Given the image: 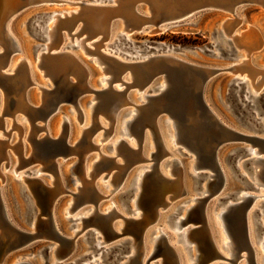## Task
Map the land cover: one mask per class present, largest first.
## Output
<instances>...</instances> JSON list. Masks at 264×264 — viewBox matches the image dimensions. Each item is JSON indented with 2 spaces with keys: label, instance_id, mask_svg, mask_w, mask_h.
Listing matches in <instances>:
<instances>
[{
  "label": "bare ground",
  "instance_id": "1",
  "mask_svg": "<svg viewBox=\"0 0 264 264\" xmlns=\"http://www.w3.org/2000/svg\"><path fill=\"white\" fill-rule=\"evenodd\" d=\"M29 1L32 3H35V2L37 3V2L48 1V0H29ZM109 1H110L109 3H117V2L121 3V8L118 10V14H117L118 19L116 21H111V30L109 31V34L105 39L106 41L108 39H112L115 37V34H116L114 33L115 26L118 23L117 21L121 20L122 22L119 28H121L122 30L119 32L120 34L118 36L119 41H117V46L121 50H118V49L114 50V52H112L113 53L112 55H115L119 59H123V60L133 59V60L148 61L152 57H156V56L158 57L159 56L157 55L158 53H165V52H156V53L146 55V56H143V54L134 55L135 52H127V50L129 49L128 44L130 43V40L128 38V35L125 33L126 31L127 32L136 31L137 30L136 28L138 26H141L142 30L149 29V28H145V25L149 23L158 24V29L156 30V27H153L151 29V32L164 30L167 27L172 26V25H168V21L176 20V19L182 20L183 22L187 21L191 17L194 16V13L197 10L209 4H221L223 6L231 8V10L234 13H236L237 10L240 8V6L246 0H109ZM256 1H259L261 6L264 8V0H256ZM69 2L79 7L72 8V9L70 8L66 9L64 14L56 13L52 16H48L47 19H45V21L42 22V24H40V28L45 30V36L48 42L45 44L44 50L38 53L37 67L41 70L42 77H44L45 74L49 73L48 83H50L51 80L54 83V84H51L50 86L51 88H48L50 89V91L56 89L58 87V84L54 82L53 76L50 74L49 70L41 69L40 65H43V63L39 65L41 58H45V56H43L44 51L46 52L50 49L62 50L63 48H60V47H61V43L64 40L68 38L70 39V41L76 42L75 38H77L78 45L84 48L86 53L90 55H95L96 58L99 57V54H97V52L93 51L92 49L94 48L93 46L94 38L86 37L87 31L81 28L80 23H79L80 21L77 22L79 15L82 13H85L86 10L89 9V7H87L85 4L86 1L70 0ZM141 2L145 3V7H144L145 15H148L149 13L152 12L154 17L152 18H149L148 16L143 17V16H140L136 12L137 10H140ZM90 3L108 4L106 2H101L99 0H92V2ZM14 8L15 7L13 8L9 7L8 9L4 10L3 0H0V43L3 44L7 48L6 53L3 55H0V111L1 112L4 111V113L7 115L9 114L12 115L15 111L16 112L20 111L26 115L28 114V110L26 107L27 101L25 99L26 98L25 95L27 92V87L34 83L33 81L34 79H32L31 68L28 67L26 63H25L26 65L16 63L18 67H14V69L17 68L14 76L3 77L1 75L3 73L2 70L7 65L9 66V64L11 65L12 63L10 61V57L8 56L9 52L11 51V48L10 46H8V40L6 39L9 34L6 31V23L8 19L15 12ZM50 17L54 18V21L52 25L50 26V28H48L46 25V22L49 20ZM183 19H186V20H183ZM235 24H236L235 22H228L226 24V31L230 32L231 30H233ZM122 25H123V28H122ZM242 37H243L242 39H238L236 41L240 47L245 48V50L249 52L255 49H258L259 46L262 47L263 45L262 44L263 39L261 38L258 30L256 29H253L245 33ZM105 46H106L105 43L101 44L100 50L102 47L105 48ZM68 51H70L73 55H75L83 63L82 58L78 55V53L71 51L69 49ZM245 57H246V54L245 56L241 57L240 61L237 62L236 65H232V66H229L223 69H227V70L237 69L238 71H241V73L248 72L249 74L247 73V75L251 76V79H250L251 82L248 83V85L244 79H240V78L238 79L240 81L245 82L247 91L251 94V96L254 95L255 97L263 93L257 94L256 91H251V88H252L251 85L259 89L264 84V69H259V68L254 67L255 65H253L251 62L252 59L251 61H249V58L247 57L245 58ZM242 58H245V59H242ZM13 65L14 64L12 63V66ZM29 72H31V74ZM259 75H261V77H259ZM102 77L100 78V80L102 79ZM126 77L127 76L124 74L123 78H126ZM159 81L161 82V88L165 89L167 84L163 82L162 79H160ZM105 82H106V85L105 86L102 85L101 86L102 88L108 87V84H109L108 79L104 78L103 80H101L102 84ZM47 85L48 84H44L43 86H47ZM82 85L83 83H80L78 84V87L81 88L83 87ZM113 87L121 88V85L117 81H115V83H113ZM134 87H136L137 91L135 92L137 94L141 93L142 91H145L143 92V94H141L142 96H140V99L143 98L142 100L137 102L131 97L130 92L128 93L127 98L117 92L116 100H115V104L113 108L105 109V110L103 109L102 112L106 115V117L105 115H103V113H101L100 117L99 115H96L95 122H93L94 120L92 117V113L94 111V104H95L96 98L94 96L92 97L91 101H94V102L90 105V113L88 112L91 115L90 116L91 122H90V118L88 119L87 114L84 112L83 108L79 104L80 108H77V111L79 114L78 118L80 119V122L85 123V127H83V129L79 131L80 137L85 136L86 138H91L94 143L93 144L90 143V144H86L82 146V148L79 150L80 152L79 154L81 155V160L79 164L71 167L72 173L78 175L77 180L82 182L81 185L77 186V189H78L77 195L84 197V199L81 203H78L76 205L72 203L71 206L68 208V213L70 214V212H74V211L76 212V210L84 204H90V203L93 204V201L90 199V197H88L87 193L94 188L98 189L97 187L98 183L95 182L96 178L101 174L103 175L104 173L103 171L99 172V171L94 170V166L96 165V168H97L98 165H100V164H97L96 162L98 161V159L99 161H103L107 155H111V154H107L104 148H101L102 145L94 141V137L99 132V130L103 129L104 130V132L102 130L103 136L106 137L107 135H110V134L112 135L115 129L117 131L118 126H119V132H121L122 134L124 133L128 137H131V139L135 140V143L125 138H120V139L117 138V140L115 139L116 141L114 140L115 143H114L113 149L115 150V153L113 155L116 154L117 157L122 158V156H126V155L122 150L121 144L126 142L131 148L138 147L136 129L137 127L141 126V122H142L143 141H142V147H141V155L135 158L134 157L132 158V156L130 155L131 158H129L128 163H125V164H122L123 158L121 161L118 160V158L116 159V161L113 160V165H111V167L107 169L108 174L105 175L104 173V176L102 178L103 180H107L110 183H112L114 185V189H116L120 184H122L125 181L130 171L134 167H136V165L140 163L148 162V161H153V163L149 165L148 167L140 166L139 168H137L136 177L128 188V189L133 188V194L130 197V209L129 210L127 209L128 214H125L124 211L121 212L120 210H118L117 209L118 207L116 208L117 205L112 207V204H110L107 208H104V209L99 208V211L108 212L111 214V219L109 220V224L112 227H114L115 230L119 232H121L122 229H125V227L127 226V221H128L127 217L129 216L141 217V215H144V221L141 224H139L140 227H142L143 225L142 227V230H144L143 240L138 241V239L132 235L131 231L125 233L126 235L132 236L133 240L130 245L129 251L126 252L125 255L120 259V264H134L135 263L134 261L138 259L141 261L142 264H147V259L154 252L155 247H156L157 237H159L161 232L167 236L169 243H171L174 246L175 255L170 256L168 253L164 251L159 253L157 255V257H161V259L158 261L159 264H190L191 261H193L192 264H211L216 259L226 260L227 262L225 263L227 264H234L232 262V260L234 259H236V264H241L242 259H246L245 264H253V263L261 264L259 260L260 258L258 259L257 257V254H258L257 252L258 250L259 251L261 250L259 246H261L262 249H264V155L259 154L258 156L253 158L255 161L251 165L252 173L246 171L242 167L243 161L239 160L238 162V164L240 165L241 171L245 173V175H247L248 178L254 184V187L252 190L245 189V188L242 189L241 198H240V199L246 198V196L249 193L252 195H255L250 205L245 208V217H246V223H247V237H248V241L250 242V247L253 248L250 253L248 251L249 247L247 246L239 247L236 239H233L231 235H228L227 227H226L225 220H224V216H225L224 214L229 208V206L232 204V200L229 199L225 204H222L219 211L215 210L216 208L212 211V209L210 208L211 199L214 197L215 201L217 200L219 201L220 197L218 195H222L224 193V191L227 189V183H224L222 187L218 186V184L216 185V183L213 182L214 181L213 179L215 178L214 175H209L208 179L204 181L203 185L200 187L201 196H199L196 190H194L196 193L191 194L186 185L184 165L182 163L181 158L179 157H173V159L168 161L171 164L170 165L171 168L169 167L170 175H167L169 173L165 169L164 164L163 163L161 164V162L165 156L170 155L172 153V151L170 152L168 150L169 149L168 141L171 143V146L173 147V148L171 147L172 150L173 149L174 151L176 150L171 140L176 145L180 146L178 150H180L182 155H186L189 157L188 170L190 171L192 175L201 168L200 163H199L200 151L196 143L197 137H195V135L192 132H190L191 130L186 132L185 136H183L181 133L182 128L179 126V122L177 120L175 121L174 119H166L162 116L158 117L157 110H153L149 112L147 111V105L152 100L151 94H153L152 90H150L149 84L148 86L142 87L141 89H139L138 85H134ZM12 99L14 101L13 107L9 106L10 101ZM128 106H132L133 108L130 110H126L123 115L124 118H122L120 116V113L124 109H126V107ZM196 112L197 114H201V111L198 109L196 110ZM128 114H130V116L126 118ZM104 119L108 122V124L106 121L104 122ZM26 120L29 122L28 117ZM4 121L5 119L4 120L0 119V127H3L4 124H6L4 123ZM162 123L164 124L166 128V131H167L166 135L168 138H164L163 134L165 133L162 131L163 130L161 126ZM233 127H236V126H233ZM14 128L18 129L21 134L24 133V129L21 125L15 123ZM242 129L245 132L253 133L251 129H245V128H242ZM36 131L37 129L35 127L34 128L31 127L28 133L23 136L25 137L26 140H30L32 139ZM5 133L7 134L8 131H5ZM170 138L171 140H168ZM165 139L167 140L165 141ZM29 142H31V140ZM153 142L155 145V151L147 152L146 147L148 146L151 148L153 146ZM8 146H9L8 143L2 142V141L0 142L1 159L7 158V156L4 155V150L8 148ZM23 147H24V140H22L20 144L17 143V145L14 146V150L16 153H19ZM100 148L102 149L103 152L100 151ZM248 148L251 150L252 155L256 154L257 146L254 147L252 145H249ZM181 149H183V151H181ZM92 150L99 151L98 159L96 160L93 159L94 161L89 163L87 162V157H88V153ZM221 163H222L221 165L226 174V182H227L229 173L227 169L224 168V164L222 160H221ZM18 165L19 167L27 166L26 163L20 159H19ZM17 168H15V171L17 170ZM113 168L117 169L116 173L113 172L112 170ZM144 168L145 170L143 171L142 169ZM40 170H48V169H45V168L37 169V171H40ZM52 173H53L54 179L55 177L57 178L56 179L57 189L50 190L47 202H50L51 204L58 190L60 192L68 191V189L65 187L62 181V177L60 174V162L59 161H58L56 170L55 171L52 170ZM22 177H24L25 180L29 184L32 183V181L29 180L28 176L24 175ZM158 177L161 178V182L158 181ZM42 181L45 182L44 180ZM183 186L187 188V193L192 196V198H190L189 200L182 201L181 203L184 205L183 209H185V214L183 215L184 217H178L180 213L178 214V216H174L172 219L169 217L170 226L175 228L177 234L180 236L178 241H182L185 245V248L182 246L179 248L178 246L177 247L175 246V243L177 242H172L171 237L169 236V234L166 233L164 229L160 227H156V228H152V227L153 225L158 223L162 213L170 205H172L175 201H177L179 198L183 196V188H182ZM98 190L101 193L100 197L98 198V203H99L103 198H106L108 196L104 195L105 193L103 194L100 191V189ZM210 193L212 194L208 198L204 197L206 194H210ZM107 195H110V193ZM259 199H261V201H259ZM148 200L151 201L149 205L146 204ZM73 201H74V197H73ZM188 202H192V204L187 206ZM196 209L201 211L200 213L201 217L200 216L196 217L194 215V210ZM94 211H95L94 206H92L84 210L85 214L79 213V212L77 213V215L75 214L76 216L73 217V220L82 221V226H80L81 229L74 230V234L71 235V237H75L76 239L78 235L84 232L86 236L89 228L93 227L95 230V237H96L95 244L97 245V247H99L97 252L102 250V256H104V251H107L106 249L108 247L114 244H119L123 241L121 239L123 235L110 236L107 232V229H105L103 225L96 222L94 216L97 213H95ZM256 213H259L260 216L259 215L258 216L260 218V224L262 225L261 226L262 233H260V235H258V230L256 229L257 228V225L255 223ZM113 214H116V215H113ZM118 218L123 219L122 221L123 225L119 228L116 227V224H115V221ZM151 218H153L152 219L153 221H151L150 223ZM203 222H204L203 228H199V229L195 228L196 225H199L200 223H203ZM188 224H192L193 226H188L187 228L182 229V227ZM6 228H7V224L4 223L3 220H0L1 232L5 231ZM128 228H131L130 230L133 229L131 225H129ZM151 228H152V231L154 230V232L156 230H159V233L157 235H154V232L152 231L150 233L149 230ZM148 234H150V240L146 242V238ZM102 237H103V240L101 239ZM202 239L204 241H202ZM207 241L214 245L215 251H210L208 249ZM107 243H111V244H107ZM148 243L151 245V247L150 249H147L148 251H146V244ZM187 244H190L191 247L195 248L196 254L194 256L193 255L187 256V253L185 252ZM222 249L225 251L227 249L229 251V253L226 252L229 254V257H227L228 254L226 255V253L223 252ZM63 251H64V248L62 246H59V244H56L54 246V249L52 250V254H51L52 260L51 261L55 263V261L58 258L60 259L61 258L60 255ZM5 258L0 259L1 264L3 263ZM190 259L191 261L189 262L188 260ZM262 261L264 263V257ZM93 262H97V264H100L98 259L94 260ZM79 264H86V263L82 261ZM215 264H223V263L218 262Z\"/></svg>",
  "mask_w": 264,
  "mask_h": 264
},
{
  "label": "water",
  "instance_id": "2",
  "mask_svg": "<svg viewBox=\"0 0 264 264\" xmlns=\"http://www.w3.org/2000/svg\"><path fill=\"white\" fill-rule=\"evenodd\" d=\"M41 3L44 2L32 3L29 0H3L4 10L8 9L9 7H15V12L13 15L23 9H26L27 7L39 5ZM252 3L261 5L259 1L246 0L240 7L245 4ZM85 4L87 7H89V9L86 10L85 13L79 15L77 22L80 21L79 23L81 28L87 31L86 37L94 38V48L92 49L93 51H96L97 54H99V57L95 59L96 56H93L90 61L96 65V67L102 70V73L105 76L102 77L101 80L104 78L108 79V87H92L90 84V77L92 76L91 68L82 63L70 51L64 49H50L46 52L44 51L43 56H45V58H41L39 65L43 63V65H40L41 69H47L50 71V74L53 76L54 82L58 84V87L51 91L48 89L51 88V84H54L52 80L47 86H40L39 89L41 90V97L35 104L30 103L27 95H25V99L27 101L26 107L28 110V114L26 115L29 118L32 128L35 127L37 131L34 133L32 139H30L33 147L32 153L28 157H24L22 148L18 153L19 159L23 160L26 165L40 161L43 164L41 168L48 169L52 172V170H56L59 157L65 159L69 155L76 154L79 157L78 163L76 164L78 165L81 160L79 150L82 148V146L90 143L93 144L94 142L91 138L82 136L75 140L73 144H70L68 139L69 132L66 122H64L62 125V130L60 133H58V137H51L46 124L49 117L54 112L58 111L60 109V105L64 102L71 103L72 107L75 109L80 108L79 103L82 95L91 93L92 96L96 98L94 111L92 113L94 120L93 122H95L96 115H99L100 117L101 113H103V109L105 110L113 108L117 92L127 98L130 90L133 88L136 89L134 85H138L139 89H141L142 87L148 86L149 84L150 90H152L153 94H151L152 100L147 105V111L149 112L157 110L158 117L162 116L166 119H174L175 121L177 120L179 122V126L182 128L181 133L183 136H185L186 132L191 130L190 132H192L195 137H197L196 143L200 151L199 163L201 168L193 175L198 177L199 186H202L201 183L206 181L209 175H214L215 178L213 179L214 181H212L215 182L216 185L218 184V186L222 187L224 183H227L226 174L221 165L222 163L219 156V149L224 143L240 142L242 145L235 149L234 155L231 159V163H235L234 167L232 168V174L244 181L245 189L252 190L254 184L248 178V176L241 171L238 162L239 160L243 161L242 167L246 171L252 173L251 165L255 161L253 158L259 154L264 155V123L261 120L262 115H264V105L262 104L264 101V93L255 96V100H252V96L247 91L245 82L240 81L238 78L232 79L230 89L231 95L228 105L231 109H233L234 113H238L236 115L238 119H240V123L246 125L253 131V133L245 132L238 126L233 127L235 125L228 124L220 118L216 111L209 105L205 95L206 84L209 79L218 71L227 69H215L207 66L196 65L189 63L180 57H177L176 55L168 53H158V57H152L148 61L133 59L123 60L119 59L115 55L105 53L100 50V45L105 42V39L111 30V21H116L118 19L117 14L118 10L121 8V3ZM142 5L144 6L142 7ZM144 7L145 3L141 2L140 10H137L136 12L143 17H154L152 12L148 15H145ZM209 9L232 11L231 8L221 4H209L197 10L194 15L200 11ZM48 14L49 12L39 14L30 23V29L33 35L39 39H42V43L36 45V56L38 55V51H43L45 48V30L40 28V24H42V22L47 19ZM182 22V20L178 19L170 20L168 21V25H176ZM151 26L156 27V30L158 29V24L155 23H149L145 25V28H150ZM136 29V31H143L141 26H138ZM6 39L8 40V46L11 48L8 56L11 57L14 51L19 50V47L10 34H8ZM2 46L3 51L0 52V55L5 54L7 51V48L4 45ZM14 74L15 72L13 74L2 73L1 75L3 77H12ZM48 74L49 73L45 74V79L48 78ZM124 74L127 76L126 78H123ZM160 79H162V81L167 84L165 89L161 88V82L159 81ZM97 80L98 84L101 86L100 77H98ZM115 81L121 85V88L113 87V83H115ZM80 83H83V87L81 88L78 87V84ZM259 100L262 104L261 109H259L258 105ZM13 105L14 101L12 99L9 106L13 107ZM255 105H257L256 109L253 107ZM197 109L201 111V114H197ZM3 115H5V113H3ZM103 115L105 114L103 113ZM0 119L3 118L0 117ZM38 120H43L45 124L39 125L37 123ZM42 130L46 131L45 135L41 138H37L38 132ZM136 130L138 147L131 148L126 142L121 144L122 150L126 155L122 156V164L128 163V160L131 158V156L132 158H135L141 155L143 141L142 122L141 126L137 127ZM1 141L6 142L0 139V142ZM249 145L254 147L257 146L255 155L251 154V150L248 148ZM117 158L119 157H117L115 154L107 155L103 161H99L98 159L96 162L100 165H98L97 168L95 165L94 170L99 172L103 171L105 172V175H107V169L113 165V160L116 161ZM112 170L114 173L117 172V169L115 168ZM56 179L57 178L55 177L52 182L53 186H50L43 182L40 177H29V180L32 181L29 186L34 193L36 203L41 210L40 214L37 215L34 221L33 232L16 229L9 222L6 217L4 197L0 187V220H3V222L7 224L6 230L1 232V237L7 234L13 238V241L6 245L0 241V259L3 258V255H5L9 250L20 247L26 243H30L37 238H44L53 241L54 245L51 244L49 245L50 247L59 244V246L64 248V251L60 255L62 259L58 258L55 263L51 261L48 262V264L80 263L78 260L68 262L70 255L73 253L76 247V239L75 237L66 236L61 233L54 219L55 203L59 196L65 192H60L58 190L54 196L52 204L47 202L50 190L57 189ZM158 181L161 182V178L158 177ZM182 188L183 195H185L187 193V188L185 186ZM242 189L232 193V197H230L232 204L225 212L224 220L228 235H231L233 239H236L239 247H249L248 251L251 253L253 248L250 247V242L248 241L247 237L245 208L250 205L255 195L249 193L246 198L240 199ZM71 194L74 197V205L81 203L84 199V197L77 195L78 192H72ZM87 194L88 197H90V199L93 201L95 210L94 212L97 213L94 216L96 222L103 225L105 229H107V232L110 236L126 235L125 233L131 231L132 235L137 238L138 241L143 240V225L140 227L139 224L144 221V215H141V217H127V226L125 229H122V231L119 232L109 224L111 214L108 212L99 211L98 198L101 195L99 190L94 188ZM132 194L133 188L122 193V202L128 210L130 209V197ZM211 194L212 193L206 194L204 197L208 198ZM221 199L222 197H220V200ZM149 203H151L150 200L146 202L147 205H149ZM200 213L201 211L197 209L194 210V215L196 217H201ZM258 215L259 213L255 214V223L257 225L256 229L258 230V235H260V233H262V225L260 224V215ZM153 218L150 219V223L153 221ZM129 225L133 227L132 230H130L131 228H128ZM203 227L204 222L196 225L195 228L199 229ZM152 232H154V230ZM86 235L88 236V242L94 247V251H97L99 247H97L95 244L96 237L94 228L90 227ZM122 240L123 241L121 243L114 244L108 247L106 249L107 251H104V256L107 255L108 252L110 258H113L111 264H120V259L125 255L126 252L129 251L133 239L132 236H130V238H124ZM202 241L204 240L202 239ZM207 245L210 251H215L213 244L208 242ZM186 248L190 252L191 245L187 244ZM163 251L168 253L170 256L175 255L174 246L169 243L167 236L161 232L159 237H157L154 252L147 259V264H152L150 261ZM134 262V264H142L139 259ZM232 262L236 264V259L232 260ZM221 263L224 264V262ZM19 264L30 263L23 262Z\"/></svg>",
  "mask_w": 264,
  "mask_h": 264
},
{
  "label": "rangeland",
  "instance_id": "3",
  "mask_svg": "<svg viewBox=\"0 0 264 264\" xmlns=\"http://www.w3.org/2000/svg\"><path fill=\"white\" fill-rule=\"evenodd\" d=\"M69 1L68 0L66 1L48 0L46 2L42 1L44 3L35 6H30L27 7L26 9L17 12L12 17H10L6 23V31L10 34V36L14 39V41L19 47V50L14 51V53H12L10 57V61L14 65H16V63L24 64V65L27 64L28 67L31 68L32 79H34L33 80L34 83L27 88V92H26L27 98L30 101V103L35 104L36 102L39 101L41 96V90L39 89V85L41 84L40 86H43L44 84H48V78L45 79L44 77H42V72L37 67L38 55L37 56L35 55L36 45L42 43V39H39L38 37L33 35L30 29V23L36 18L37 15L45 12H49L48 16H52L56 13L64 14L66 9L79 7L75 4H71ZM83 1H86L85 3L92 2V0H83ZM99 1L106 3L110 2L109 0H99ZM143 6L144 5H142V7ZM53 21L54 18L50 17L49 20L46 22L48 28H50ZM117 22L118 23L114 29V33H116L115 37L106 40L104 42L106 45L105 48L104 47L101 48V50H103L105 53L110 52V54H113L112 52H114V50L116 49L121 50L117 46V41H119L118 38V36L120 35L119 32L122 30L121 28H119V26H121L122 21L118 20ZM228 22L236 23L233 30H231L230 32L226 31V24ZM152 28L153 26L143 31H133V32L126 31L125 33L128 35V38L130 40V43L128 44L129 49L127 50V52H135L134 55L143 54V56L150 55L156 52H165L168 54H174L189 63H193L200 66H207L215 69H222L232 65H236L237 62L240 61L241 57L245 56L246 54V57L249 58V61H251L252 59L251 62L253 65H255L254 67L259 69H264V8L259 4H255V3L245 4L242 7H240L236 13L222 9L204 10L198 12L189 20L184 21L182 23H178L176 25L174 24L170 27H167L164 30L151 32ZM253 29L258 30L261 38L263 39L262 42L263 45L262 47L259 46L258 49L249 52L245 50V48L240 47L236 40L242 39L243 38L242 36L245 33ZM75 40L76 42H72L70 41V39L67 38L61 43L60 48L66 50L69 49L71 51L78 53V55L82 58L83 63L86 64L87 67L91 68L92 76L90 77V84L92 87L98 88V86L99 87H101L102 85L105 86L106 82L103 84L101 83V86L97 82L98 77L101 78L104 75L102 73V70L96 67V65H94L90 61V59L95 55H90L86 53L84 48L78 45V39L75 38ZM47 42L48 40H45V44ZM2 45H0V52L3 51ZM12 63L11 65L9 64V66L7 65L2 70V72L7 74H13L17 69V68L14 69V67H18V65L12 66ZM11 67L14 70H12ZM31 72L29 73L31 74ZM240 73L241 71H238L237 69L218 71L207 82L205 95L209 105L216 111V113L220 116V118L223 121H225L228 124L238 126L240 128L249 129L246 125L240 123L239 121L240 119H238L236 115L238 113H234L233 109H231L228 105V101L231 95L230 89H231L232 79L233 78L244 79L247 85L248 83L251 82L250 80L251 76L247 75L248 72L247 73L242 72L241 75ZM259 77H261V75H259ZM251 87H252L251 91H256L257 94L264 93V84L259 89L252 85ZM135 91L137 90L136 89L130 90L131 97L137 102H139L140 100L143 99V98L140 99V96H142L141 94H143V92L145 91H142L141 93L138 94ZM92 97L93 96L91 93H86L82 95L79 103L83 108L84 112L87 114L88 119L90 118V122H91V117H90L91 115L89 114L90 105L94 102L91 101ZM251 99L255 100L254 95H252ZM262 104L264 105V101L262 102ZM262 104L259 100L258 103L259 109L262 108ZM253 107L256 109L257 105ZM132 108H133L132 106L126 107V109H124L120 113V116L124 118L123 116L124 112ZM3 113L4 111L2 112L0 111V117H2L3 120L5 119L4 123L6 124H4L3 127H0V139L6 141V143H8L9 146L4 150V155L7 156V158L1 159L2 161L0 160V172H1L0 187L2 189V193L4 197V208L6 211V217L16 229L33 232L34 221L37 215L40 214L41 210L36 203V198L34 196L31 187L29 186V183L22 176L25 175L28 177H40L42 180L45 181L47 185L50 186H53L51 182L52 180H54V176L53 173L49 170L37 171V169L43 166V164L40 161L33 162L24 167H19L18 165L19 154L15 152L14 146L17 145V143L20 144L21 141L24 140L23 156L28 157L32 153V149H33L32 142H29L30 140H26L25 137L23 136L28 133V131L31 129L32 126L31 123L26 120L27 116L23 112L15 111L12 115L10 114L3 115ZM129 116L130 114H128L126 118H128ZM78 117H79L78 111L77 109L72 107L71 103L68 102L62 103L60 105V109L54 112L47 120L46 124H47V129L49 130V135L51 137L57 138L58 133H60L62 130V125L64 124V122H66L69 132V138H68L69 143L73 144V142L80 137L79 131L82 130L83 127H85V123L80 122V119ZM261 120L264 123V115H262ZM105 121L106 120L104 119V122ZM15 123L23 127L24 133L21 134L18 129L14 128ZM37 123L39 125L45 124L43 120H38ZM161 126L163 129L162 131L165 133L163 134L164 138H168L166 135L167 131L164 124L162 123ZM102 130L103 129H100L99 132L95 135L94 141L102 145L101 148H104L107 154L113 155L115 153L113 146L115 143L114 140L115 139L117 140V138L118 139L125 138L135 143V140L131 139V137H128L124 133L122 134L121 132H119V126L117 131L115 129L112 135L110 134L107 135L106 137L103 136L104 130L103 132ZM5 131H8V133L6 134ZM45 133H46L45 130L38 132L37 138L43 137ZM166 140L167 139H165V141ZM168 140H171V138ZM171 142L173 143V146L176 150L175 151L174 149L172 150L173 147L171 146V143L168 141V147H169L168 150L170 152L172 151V153L170 155L165 156L161 162V164L162 163L164 164L165 169L169 173L167 175H170V168H171L170 167L171 164L168 161L173 159V157L181 158L182 163L184 165L185 179L188 190L190 191L191 194L192 193L194 194L196 192L199 193L200 186H199L198 177L192 175L188 170L189 157L186 155H182L180 150H178L180 146L176 145L172 140ZM241 145L242 144L240 142H228V143H224L219 149L220 159L222 160L224 164V168L227 169L229 174L227 178V189L224 191L222 195H218L219 197H222V199L219 201L218 200L215 201L214 197L211 199L210 208L212 209V211L215 208H216L215 210L219 211L221 205L225 204L230 199V197H232V193H235L236 191L245 188L244 181L242 179L235 177V175L232 174V168L234 167L235 163H231V159L234 155L235 149ZM101 148L100 151H102ZM146 148H147L146 149L147 152L155 151L154 142L151 148L148 146ZM181 151H183V149H181ZM98 154H99L98 150L90 151L88 153L87 162L90 163L98 159ZM78 159L79 157L76 154L69 155L65 159H63L62 157L58 158V161L60 162V174L62 177V181L69 192H65L61 194L58 200L56 201L54 206V219L56 221L59 231L64 235L70 237L71 235L74 234V230L81 229L80 226H82V221L80 220L75 221L73 220V217H75L78 212L85 214L84 212L85 209L94 206V204L92 203L84 204L80 206L76 210V212L74 211V212H70V214L68 213V208L74 202L73 195L71 193L77 192L78 191L77 186L82 184L81 181L77 180L78 175L72 173L71 170V167L78 163ZM118 160L121 161L122 158L119 157ZM152 163L153 161H148L136 165V167H134L130 171L125 181L122 184H120L116 189H114V185L112 183L102 179L105 172L103 173V175L102 174L99 175L98 176L99 178L97 177L95 181L98 183V185L97 183L96 185L103 194L105 193L104 195L108 196L106 198H103L99 202V208L100 209L107 208L110 204H112V207L117 205L116 208L118 207L117 208L118 210H120L121 212L124 211L125 214H128V210L125 209L126 207L122 203V193L128 190L130 184L135 179L137 168H139L140 166L148 167ZM15 168H17L16 171ZM142 170L144 171L145 168ZM203 183L204 182H202L201 184L203 185ZM194 190H196V192ZM106 193L107 194L110 193V195H107ZM224 195H229V196H224ZM199 196H201L200 193ZM190 198H192V196L186 193L177 201H175L162 213L158 223L153 225L152 227V228L160 227L164 229L166 233L169 234V236L171 237L172 242H177L175 243V246L176 247L178 246L179 248L181 246L185 248V245L182 241H178L180 236L177 234L176 229L170 226V218L172 219L174 216H178L179 213L180 215L178 217H184L183 215L185 214V209H183L184 205L181 203L182 201L189 200ZM259 201H261V199H259ZM191 204L192 202H188L187 206ZM122 221H123L122 218L116 219L115 221L116 227L118 228L121 227L123 225ZM188 226H193V225L192 224L185 225L184 227H182V229H185ZM152 228L149 230L150 233L152 231ZM158 233L159 230H156L154 232V235H157ZM87 238L88 236L87 235L85 236V232L78 235V237L76 238V247L73 253L70 255L68 262L73 260L74 261L78 260L79 262L83 261L86 264H97V262H93V261L98 259L100 264H111L113 258H110L109 253H107V255L105 256H102V250L98 252L94 251V247L88 242ZM124 238H130V236L123 235L121 239ZM101 239L103 240V237ZM148 240H150V234L147 235L146 242ZM0 241L5 243L6 245L11 241H13V238L7 234L1 237V229H0ZM51 244L54 245L53 241H50L49 239L37 238L31 241L30 243H26L20 247L7 251V253L3 255L4 256L3 258H5V256L6 258L2 264H13L15 262H16L15 264L23 263V262L30 264H48V262H51L52 260L51 254H52V250L54 249V246L51 247L49 246ZM107 244H111V243H107ZM150 247L151 245L149 243L146 244V251H148L147 249H150ZM259 248H261V250L260 251L258 250L257 257L258 259L260 258L259 259L260 263L264 264L262 261L264 257V249H262L261 246H259ZM185 252L187 253V256L190 255L194 256L196 254V250L194 247H191L190 252H188V249L186 248ZM223 252L229 253L227 249L226 251L223 250ZM228 253H226V255ZM227 257H229V254ZM160 259L161 257H155L150 262L152 264H159L156 261H159ZM188 261L190 262L191 259ZM218 262L225 263L227 261L223 259H216L211 264H215ZM245 262L246 259H242L241 264H245ZM192 263L193 261L190 262V264Z\"/></svg>",
  "mask_w": 264,
  "mask_h": 264
}]
</instances>
